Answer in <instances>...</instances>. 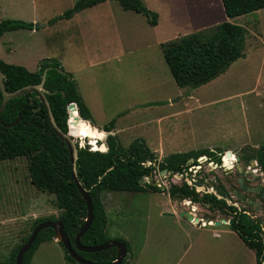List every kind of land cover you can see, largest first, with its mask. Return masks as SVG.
Instances as JSON below:
<instances>
[{
    "label": "rangeland",
    "instance_id": "374dc122",
    "mask_svg": "<svg viewBox=\"0 0 264 264\" xmlns=\"http://www.w3.org/2000/svg\"><path fill=\"white\" fill-rule=\"evenodd\" d=\"M29 1L15 0L9 5L10 14L7 17L3 15L4 19L26 23L34 21V26H38L37 31L34 27L32 32L20 30L6 34V39L12 42L16 51L11 59H5L6 63L35 72L39 70L42 60L60 56L63 71L73 72L71 75L74 79L76 76L78 78V93L81 95L82 89L86 88L94 99V127L98 126L103 131L100 124L115 120L118 128H121L116 135L124 148L134 140L141 139L155 153L158 161L174 153L208 149L215 153V158L220 156L222 163L224 153H231L228 161L230 164L233 162L231 170L224 169L222 164L218 166L206 156L199 157L197 165L189 168V178L170 172L161 174L156 168L153 176L145 178L146 183L140 186L155 184L164 187L163 190L159 187L163 193L101 192L100 199L107 218L106 234L111 240H124L130 250L124 264H177L187 245L195 243L197 247H192L187 256L178 262L187 264L190 257L198 254L201 239L208 238L207 230H225V227L212 224L215 221L228 223L231 221L229 214L212 210L205 204L169 196L168 189L183 182L189 185L203 182V186L196 189L199 193H214V186L222 187L228 205L244 209L248 217L259 223L264 231L262 196L242 190L238 183L240 179L247 187H259V192L264 189L263 168L258 163L259 149L264 144V9L228 19L224 16L221 0H182V17L186 22L187 16V22H178L174 26L176 32L190 34L198 28H210L222 22L236 24L246 30L244 57L213 81L192 89L175 85L162 50L154 43L156 36L147 26L143 15L124 11L115 1H106L86 10L80 14L83 18L75 20L81 35L66 32L56 35L54 24L68 25L70 22H48L71 9L77 0H35L36 20L31 15L32 5ZM145 1L156 3L161 11V6H167L169 9L163 10L170 13L167 1L179 4L180 0ZM146 8L151 10L148 5ZM217 12L218 18H215ZM209 18L212 19L208 25L194 27L197 26L196 20L200 22ZM190 21L193 26L187 27ZM119 48L129 52L122 55L118 53ZM95 57L101 58L96 60ZM90 62L97 63L93 66ZM88 80L89 85L84 86ZM106 137L98 144L105 145ZM75 141L81 147L88 145L86 140L81 141L80 138ZM243 160L255 164L239 171L237 166L240 168ZM193 161L191 159L187 164L192 165ZM0 177L1 205L12 203L11 198L16 196L19 212L23 211V206L27 209L30 206L33 210L41 206L42 218H57L60 215L54 195L40 192L32 184L29 189L28 160L25 157L1 163ZM1 182L5 184L1 186ZM15 189V195L11 196ZM23 191L27 199H32L31 202L30 199L29 203L21 200L19 195ZM243 196L245 199L239 200ZM185 201L191 205L186 206ZM192 206L196 208L194 215ZM187 214L197 221L189 220ZM189 221L194 224L208 222L211 225L206 229L195 228ZM32 223L17 222L14 228L8 226L4 227V231L0 230V262L15 246L23 244V238L30 234ZM224 239L226 236L221 240ZM64 251L59 244H40L30 264H67Z\"/></svg>",
    "mask_w": 264,
    "mask_h": 264
},
{
    "label": "trees",
    "instance_id": "16d2710c",
    "mask_svg": "<svg viewBox=\"0 0 264 264\" xmlns=\"http://www.w3.org/2000/svg\"><path fill=\"white\" fill-rule=\"evenodd\" d=\"M105 1L78 0L71 9L48 23L71 19L82 10ZM114 1L119 3L123 10L143 15L149 25H157V13L148 10L141 0ZM221 4L223 13L228 19L264 9V0H221ZM34 27L38 30L37 24L34 26L32 23L20 20L0 19V38L7 32L32 31ZM245 35L246 30L243 27L222 22L214 27L161 44L165 63L175 85L179 88L196 89L216 79L234 62L244 57ZM57 68L62 69L60 62L56 59L42 60L39 70L35 72H30L22 66L7 64L0 59V69L5 76L4 86L7 92L38 84L43 71L49 69L44 87L50 92L46 98L55 123L64 133L68 131V123V128L70 127L74 135L88 143L85 147H79L77 144L76 162L78 178L93 203L92 223L80 240L83 246H99L111 241L106 234L107 218L100 199L101 192L163 193L159 187L151 184L140 186V181L147 178L146 176L152 177L156 168L189 178L191 175L189 168L197 165V159L202 156L209 157L210 161L220 165V156L215 158V153L208 149L174 153L162 161H158L155 153L147 147L143 140L136 139L127 148H124L119 143L117 136L111 134H108L105 140L107 151L104 153L98 151L97 133L101 130L87 122L91 119V115L77 93L72 75L66 72L60 74L56 70ZM1 101L0 91V104ZM70 103H75L77 109L75 107L70 109L68 117L66 107ZM19 116L20 121L14 127L6 128L0 125V162L25 157L28 160L30 183L38 191L54 195L56 207L61 211L57 218L47 217L34 220L30 227V233L41 222L59 221L63 224V232L78 256L93 263L111 264L116 259L115 248L97 253L79 252L74 248L75 236L87 218V207L71 178L68 149L66 146L60 145V140L49 126L44 107L36 94L26 93L8 101L0 119L4 124L10 125ZM114 124L115 120L110 121L103 127V131L110 133ZM69 133L77 140L73 133ZM190 159L194 160L192 165L187 164ZM229 159L230 157L223 156L225 163ZM258 163L264 169V144L259 149ZM144 183L146 182L143 181L142 184ZM199 186H203V182H195L191 185L183 182L179 186L172 185L167 192L171 198L205 204L212 210L229 214L231 230L238 235L247 248L254 251L256 264H264V231L259 223L251 220L244 209L228 205L227 195L222 187L214 186V193H199L196 190ZM28 238L29 236L23 238V244ZM54 238L52 229L42 230L30 250L24 254L22 264H30L38 246L44 242H50ZM115 240L124 243L127 252L130 253L124 240ZM23 244L15 246L0 264H15L17 252ZM58 244L62 246L61 243ZM64 258L69 264H77L66 251H64ZM126 259L121 264H124Z\"/></svg>",
    "mask_w": 264,
    "mask_h": 264
},
{
    "label": "crops",
    "instance_id": "0c3cea01",
    "mask_svg": "<svg viewBox=\"0 0 264 264\" xmlns=\"http://www.w3.org/2000/svg\"><path fill=\"white\" fill-rule=\"evenodd\" d=\"M106 1H114V0H106ZM141 1L143 2V4L146 7L148 5L151 10H154L155 13L156 12L158 13L157 14L158 20H157L156 26L149 25L147 20H146V24L149 28H152L151 32L156 36V39H154V43H155V45L159 46L160 49H161V44H166V43L171 42V41H173L177 38H180L182 36L189 35V34H185L184 32L179 33V32H176L174 30V26L178 25V22H180L181 20H184V16L182 17L183 11H184L182 0L179 1V4L176 1H175L176 4H174L173 2L170 3L169 1H167V4H169V7H170V13L164 12L165 10H163V9H169V8H167V6H161V8H162V11H161L158 8V6L156 5V3H152V1L150 3L149 2L147 3L145 0H141ZM14 2H15V0H9V1L0 0V19L1 20L8 19V18L4 19L3 15H5V17H7L8 14H10L9 13L10 12L9 11V5H12ZM105 2H103V3H105ZM161 2L164 4L163 1H161ZM103 3H101V4H103ZM29 4L32 5L31 15L34 17L33 19L36 20V16H35L36 2H35V0L34 1L30 0ZM98 5H100V4H98ZM98 5H96V6H98ZM118 5H119V3H118ZM96 6H93L91 8H94ZM91 8L84 9L81 12L75 14L71 18V20L70 19L67 21L59 20L60 22H70V23L68 25L63 23L60 26H57V24H54L53 28L56 29V31H55L56 35H60L61 32H62V34L64 32H66V33H70L71 35H73L74 33L81 35L82 32H81L79 25L77 23H74V22L78 18H81V17L83 18V15L80 16V14H83V12H85L86 10H89ZM124 11H129V10H124ZM129 12H133V11H129ZM133 13H135V12H133ZM135 14L138 15V13H135ZM209 14H212V13H209ZM214 17L218 18V12H217L216 16H214ZM185 19L187 22V16H185ZM210 19H212V18H209L207 20L200 21V22L198 20H196L197 26H194V27H198V25H200V24L208 25L207 23ZM226 21H227V19H226ZM186 22L184 20V23H186ZM31 23L35 24L34 21H32ZM188 26H190V27L193 26L191 21L189 23H187V27ZM144 27L146 30H149V28L146 27L145 25H144ZM205 28L206 27H201V29L198 28L195 31L191 30L192 31L191 33L203 30ZM7 33H9V32H7ZM7 33H4L0 38V59L5 63H6L5 59H11V57L16 52L15 49H13L12 42L9 39H6V37H5ZM117 50H119L118 53H120L122 55L125 52H129V51L124 50L123 48L122 49L119 48ZM93 53L95 54L94 50H93ZM162 54H163V52H162ZM95 58H96V60H98L101 57H95ZM163 59H164V57H163ZM56 60L60 62L61 66L63 65L60 56L56 57ZM164 62H165V60H164ZM96 63L97 62H95V63L92 62L91 64L93 66H95ZM7 64H9V63H7ZM13 65H15V64H13ZM166 66H167V64H166ZM168 70H169V68H168ZM72 73H70V74H72ZM75 75H76V72H75ZM72 77L74 79V76H72ZM76 79H78L77 76L74 80L76 83V90L78 93L80 91L78 90V87H77L78 85H77ZM86 85L87 86L89 85V80L87 83L86 82L84 83V86H86ZM78 94L82 98L85 105L87 106V108L90 112V115H91V119L87 122H89L91 125H93L92 123L95 122L94 99L91 97V95L89 94V90L86 88L82 89L81 95H80V93H78ZM156 104H161V103L157 102ZM136 106L134 107V109H136ZM105 125H107V124H100L99 126L104 127ZM93 126H95V125H93ZM96 128H98V126H96ZM120 131H121V128L119 129L118 126L116 125V122H115L113 130L110 133H107L106 135H108V134L116 135ZM3 162H6V161H3ZM3 162H0V164ZM7 170H9V169H7ZM0 179H1V177H0ZM29 183H30V181H29ZM3 184H5V183L1 182V186H3ZM9 186L11 187V183L9 184ZM30 186H31V183L29 185V189H30ZM12 188H14V185H12ZM15 191H16V189L12 192L11 196L15 195V193H16ZM19 197L21 198V200H26V202H28V203H29V199H30V202L32 201V199L30 197L27 199L24 191L21 193V195H19ZM11 199H12V203H10V204L5 205L3 202H2L3 205L0 204V230L4 231V227H8V226L14 228L17 226V222H20V224H24L25 222H30V221H34L36 219L42 218L41 214H42L43 210H42L41 206H39V208H37L35 210H33L30 206H28V209L25 208L26 206H23V208H24L23 211L19 212V210H17L18 208H17V204H16V196L12 197ZM189 224L192 227L204 228V229H206L207 227H209L211 225L208 222H206L205 224H203V223L194 224L190 221H189ZM212 226H215V225L212 224ZM217 226L225 227V230L224 229H213V228H212V230H207L206 232H207L208 238L204 237L203 239H201V241L198 245V254H194L192 257H190V260H187L188 261L187 264L197 263V262H198V264H256L254 251L250 250L249 248H247L245 246V244L238 237V235L234 231L231 230L230 225L228 223H223V224L221 223ZM223 236H226V239L221 240L223 238ZM12 241H14V239H12ZM43 244H50L51 246H58V242L55 239H53L52 241H50L48 243H43ZM43 244H41V245H43ZM194 246L197 247V245H195V243H189L187 245V249L180 256L178 262L181 261L183 258H185L187 256V254L189 253V251L191 250V248ZM178 262H177V264H178Z\"/></svg>",
    "mask_w": 264,
    "mask_h": 264
},
{
    "label": "water",
    "instance_id": "95a60500",
    "mask_svg": "<svg viewBox=\"0 0 264 264\" xmlns=\"http://www.w3.org/2000/svg\"><path fill=\"white\" fill-rule=\"evenodd\" d=\"M49 69H45L41 75V79L40 82L36 85H28L25 87H22L16 91L13 92H7L4 86V74L1 72L0 69V91H1V96H2V101L0 104V115L1 113L4 111L6 104L8 103V101L19 98L21 96H23L26 93H34L37 95L38 99L41 101L44 110L46 112V116L48 118V123L49 126L51 127V129L53 130V132L55 133V135L57 136V138L60 140V145L66 146L69 152V157H70V173H71V178L73 183L75 184L78 192L80 193L82 199L85 201L86 203V207H87V218L83 224V226L80 228V230L78 231V233L75 236L74 239V248L79 251V252H84V253H97L100 251H105L111 248H115L116 249V259L115 261H113L111 264H121L122 261L124 259L127 258L128 256V252H127V248L125 246L124 243L116 241V240H111L110 242L104 244V245H99V246H92V247H85L80 243L81 237L87 232V230L89 229L92 220H93V203L92 200L90 199L87 190L83 187L81 181L78 178V173H77V169H76V162H77V156H78V150H77V142L75 141V139L73 138V136L69 133V129L67 131V133H64L55 123L49 102L46 98L47 94H50L49 91H47L44 87L45 84V80H46V74L48 72ZM58 71V73L60 74H64V71L60 68L56 69ZM62 96L64 97V94H62ZM73 107H75L77 109V106L75 103H70L67 105L66 107V111L68 114V117L70 115V109H72ZM79 119H81V117L79 116ZM20 121V116L17 118V120L8 125V124H4L1 119H0V125H2L3 127H14L18 122ZM68 124V123H67ZM97 135H100V133H97ZM107 136V135H106ZM79 147H81L82 145H78ZM98 151L100 152H106L107 148L105 147V145H101L98 149ZM225 157L229 158L231 153L230 152H225ZM239 160V158H237ZM191 160V159H190ZM251 166H253V162H249ZM222 166L224 169L226 170H230L232 169V166H227L226 163L223 161ZM248 166L247 161H242L241 162V171H244ZM255 166V165H254ZM264 173V170H261ZM161 174L164 173H168L167 170H162L160 172ZM147 178H149L148 176H146ZM239 184H242V181L239 179ZM154 186H156L154 184ZM160 187L162 190L164 189V187L158 186ZM198 188V187H197ZM244 189H246L244 187ZM205 193V192H204ZM206 193H211V192H206ZM237 197H239L238 194H236ZM218 198H220V196H218ZM245 199V198H242ZM249 204H251V201L248 202ZM187 217L189 220H193L190 214H187ZM197 220H195L196 222ZM215 226L219 225L220 223L218 221L213 222ZM228 224H231V221L228 222ZM50 228L54 231V239L58 242L62 244V247L64 248V250L66 251V253L71 257V259H73L75 261V263L77 264H98V263H93L90 261H87L83 258H81L80 256L77 255V253L74 251L73 247L71 246L69 240L67 239L66 235L63 232V224L59 221L57 222H51V221H44L39 223L38 225H36L33 229V231L30 233L28 240L21 246V248L19 249V251L17 252L16 255V261L15 264H22V259L24 254H26L32 244L34 243L37 235L44 229Z\"/></svg>",
    "mask_w": 264,
    "mask_h": 264
},
{
    "label": "flooded vegetation",
    "instance_id": "af4514ba",
    "mask_svg": "<svg viewBox=\"0 0 264 264\" xmlns=\"http://www.w3.org/2000/svg\"><path fill=\"white\" fill-rule=\"evenodd\" d=\"M225 154V153H224ZM244 161V160H243ZM242 162V161H241ZM250 161H247V163H248V166H251L250 165V163H249ZM222 163H223V160H222ZM221 162H220V164H222ZM248 166H247V168H248ZM223 167V166H222ZM238 167V169H239V171H241L240 170V168H239V166H237ZM232 168H233V166H232ZM246 168V169H247ZM245 169V170H246ZM231 170V169H230ZM262 170H264V169H262ZM238 183H239V181H238ZM240 185V184H239ZM244 187L246 188V189H244ZM241 189L242 190H244V191H247L248 193H257V194H260V196H262V198H263V200H264V189L261 191V192H259L260 190H261V188H253V187H247V186H245L244 184H243V182H242V184H241ZM242 198H245L244 196L242 197ZM239 199V200H242L243 201V199ZM247 203H248V201H247ZM252 203V202H251ZM253 204V203H252ZM254 205L257 207L258 205H256L255 203H254ZM258 208V207H257Z\"/></svg>",
    "mask_w": 264,
    "mask_h": 264
},
{
    "label": "bare ground",
    "instance_id": "6f19581e",
    "mask_svg": "<svg viewBox=\"0 0 264 264\" xmlns=\"http://www.w3.org/2000/svg\"><path fill=\"white\" fill-rule=\"evenodd\" d=\"M69 130H70V132H72L71 131V129H70V127H69ZM73 133V132H72ZM98 133H100V135H97V142H99V141H102L104 138H105V136H106V134H105V132L104 131H101V132H98ZM77 137V136H76ZM78 138V137H77ZM101 145H103V143H100V144H98V149H99V147L101 146ZM232 164H233V162L230 164V163H226V165L227 166H232ZM255 164V163H254ZM143 181H144V178L142 179V181H140V183L142 184L143 183ZM184 204L186 205V206H189V205H191V203L189 202V201H185L184 202ZM191 207V206H190ZM193 208H192V215H194V212L196 211V208H195V206H192ZM191 215V214H190ZM191 217H193V216H191ZM195 220V218L192 220V221H194Z\"/></svg>",
    "mask_w": 264,
    "mask_h": 264
}]
</instances>
